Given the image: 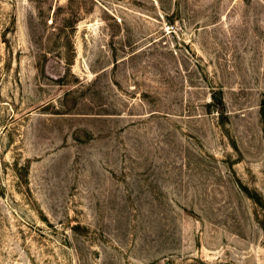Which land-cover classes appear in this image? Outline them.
Listing matches in <instances>:
<instances>
[{
    "label": "rangeland",
    "instance_id": "374dc122",
    "mask_svg": "<svg viewBox=\"0 0 264 264\" xmlns=\"http://www.w3.org/2000/svg\"><path fill=\"white\" fill-rule=\"evenodd\" d=\"M0 264H264V0H0Z\"/></svg>",
    "mask_w": 264,
    "mask_h": 264
}]
</instances>
